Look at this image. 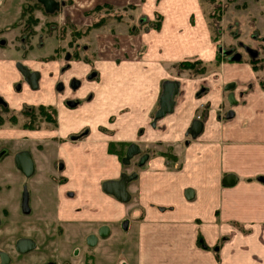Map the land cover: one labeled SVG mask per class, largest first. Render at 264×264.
Returning a JSON list of instances; mask_svg holds the SVG:
<instances>
[{
	"label": "crops",
	"instance_id": "1",
	"mask_svg": "<svg viewBox=\"0 0 264 264\" xmlns=\"http://www.w3.org/2000/svg\"><path fill=\"white\" fill-rule=\"evenodd\" d=\"M57 1L54 13L36 6L27 47L6 46L25 4L0 25V96L11 109L57 110L56 124L0 126V249L12 264H264V87L254 65L240 53L206 74L179 69L213 66L220 52L202 0ZM96 6L119 13L105 8L106 22L90 28ZM158 16L159 29H144ZM66 17L70 48L45 44L42 20L57 29ZM18 62L41 73L37 89ZM167 80L180 87L173 111L157 118ZM195 119L204 128L194 138ZM132 144L140 151L125 163ZM23 150L29 177L15 162ZM123 173L133 175L125 201L105 189ZM22 237L36 242L24 256Z\"/></svg>",
	"mask_w": 264,
	"mask_h": 264
},
{
	"label": "rangeland",
	"instance_id": "2",
	"mask_svg": "<svg viewBox=\"0 0 264 264\" xmlns=\"http://www.w3.org/2000/svg\"><path fill=\"white\" fill-rule=\"evenodd\" d=\"M66 5L68 1H65ZM204 12L206 17L208 18V22L212 28V35L213 37H219L218 40L220 42V52H218V59L219 62L213 66L203 64L204 73L210 71L211 69H216L217 65L219 66L221 62L228 61V57L230 55H226L223 53L224 50H231L233 53L237 51V53L242 54V59L245 62H250L254 65V69L258 71L259 74V82L264 86V58L262 54L264 52V0H202ZM26 5L27 9L25 10L26 16L22 18V23L24 22L23 29L29 25L27 19L30 14L35 13L36 11L31 12L33 8V2L31 0H0V25H4L6 18H10L9 16H16L20 11L23 5ZM64 5V6H66ZM10 7V8H9ZM93 8V7H92ZM105 8L114 16L119 13V11H115L111 9L112 7L109 6H96L94 9L89 12L93 15V18L89 20V23H93L90 28H95L94 25L102 20V24H104L108 17L104 16L106 14L102 13ZM36 10V9H35ZM43 11V9H41ZM44 12V11H43ZM38 13V12H37ZM96 13V14H95ZM262 13V14H261ZM86 15H88L86 13ZM112 16V17H113ZM226 16V17H225ZM65 17V15H64ZM225 19L222 21V19ZM51 18V17H50ZM46 19L43 21V41L48 46H57L59 50L63 49L67 51L72 43L75 41V37L73 35L72 28L70 27L71 22H69V18L66 17V22L60 23V27L55 29L54 25L56 23L51 22V20ZM45 19V18H43ZM120 19V17H119ZM158 18H155L153 22H147L144 29L152 27L155 22H157ZM26 20V21H25ZM49 20V21H47ZM113 20V19H112ZM26 22V23H25ZM101 24V25H102ZM144 25V24H143ZM86 27V26H85ZM22 28L16 30L17 34L12 37L13 40L6 39V46H16L20 47L22 45L29 46V37L28 39L24 38L26 31H28L31 26H27L24 30ZM87 28V27H86ZM79 30L78 28H74ZM75 30V31H77ZM3 32L0 31V35ZM1 37V36H0ZM1 39V38H0ZM40 40V38L38 39ZM64 45V46H61ZM245 46H249L258 50L259 54L257 58H252L249 53L245 50ZM59 52V51H58ZM261 52V53H260ZM261 54V55H260ZM239 61V60H238ZM199 67V66H198ZM180 70H189V69H182ZM195 72L194 70H190ZM225 91V90H224ZM24 108V107H23ZM204 110L203 116L206 112L205 106L202 107ZM1 111V110H0ZM17 112L16 118L19 120V125L24 122L23 115L19 112L20 109H11L9 112L3 111V117L6 120V123H9L8 119L11 115ZM13 125L12 123H9ZM28 198H26V201ZM25 255V254H24ZM23 255V256H24Z\"/></svg>",
	"mask_w": 264,
	"mask_h": 264
},
{
	"label": "water",
	"instance_id": "3",
	"mask_svg": "<svg viewBox=\"0 0 264 264\" xmlns=\"http://www.w3.org/2000/svg\"><path fill=\"white\" fill-rule=\"evenodd\" d=\"M39 2L45 9L47 13H54L60 6V3L57 0H35ZM245 50L249 53V55L252 58L258 57V50L251 48L249 46H245ZM224 54L230 55L232 53L231 50H224ZM229 58L231 60H240L241 54L240 53H232ZM17 67L19 71H21L29 81V84L32 89H37L39 86V79L41 76V73L39 71H31L26 65L19 62L17 64ZM79 84V81L74 80L73 86L76 87ZM180 87V83L176 80H167L163 84V91L160 97V108L156 113L157 118L164 117L167 113H170L174 109L175 105V97L178 93ZM235 87L234 83H229L226 85V90H232ZM1 100V98H0ZM228 100L230 103L234 104L236 103L234 92H230L228 95ZM204 128V122L201 119H195L190 128L188 129V134H190L192 137H197L200 135ZM140 151L139 147L136 144L130 145V147L127 150L126 156L123 159L125 163H129L130 159L138 154ZM146 156L142 158V162L146 160ZM16 166L27 176L32 175L34 172V161L32 158V155L29 151L23 150L17 153L15 157ZM133 175H127L126 173H123L121 178L117 181H107L105 183V189H107L109 192L115 194L119 199L125 201L129 198V194L127 191V183ZM236 176L234 174H228L223 180V183L226 185H232L236 181ZM262 181H264V177L262 178ZM106 229V228H105ZM35 247V243L32 239L29 238H22L17 241V249L22 252L26 253L31 251ZM3 264H5L7 261L6 256L3 255Z\"/></svg>",
	"mask_w": 264,
	"mask_h": 264
},
{
	"label": "trees",
	"instance_id": "4",
	"mask_svg": "<svg viewBox=\"0 0 264 264\" xmlns=\"http://www.w3.org/2000/svg\"><path fill=\"white\" fill-rule=\"evenodd\" d=\"M35 5L39 8L40 7L42 8V6L39 3H37ZM36 6H33V8L31 9V12H33L35 9H37ZM26 9H27V7H25V10ZM25 10H24L23 17H25V15H26ZM157 18H158L157 22H155L152 26L155 29H159L161 26V19L162 18H161V16H158ZM27 22L29 23V25L27 24V26H31V28L28 31H26V34L28 36V35H31L34 33L32 26H34L37 23V19L34 18V13L29 15ZM102 22H103L102 20L98 21L94 25V27L100 26L102 24ZM219 39H220L219 37L214 38V40H219ZM218 62H219V59L217 57L216 64ZM202 65H203L202 61H197V62L183 61V62H180L178 64V67L182 68V69L194 70L196 73H201V72H204L203 67H201ZM10 110H11L10 107H4L0 111V126L4 125L6 123V120L3 117V111L9 112ZM19 112L25 117L24 122L21 124V127L25 128V129L39 128L43 121L50 122L53 124L57 123V118H56L57 117V110L54 106H51V105H48V106L43 105V104H41V105H25V107L22 110H20ZM15 114H17L16 111L13 115H11L9 117L8 121L10 123H12L13 125H18L19 120H17V118H16L17 115H15ZM110 150H112V149L110 148Z\"/></svg>",
	"mask_w": 264,
	"mask_h": 264
},
{
	"label": "flooded vegetation",
	"instance_id": "5",
	"mask_svg": "<svg viewBox=\"0 0 264 264\" xmlns=\"http://www.w3.org/2000/svg\"><path fill=\"white\" fill-rule=\"evenodd\" d=\"M44 8V7H43ZM44 11H45V9H44ZM19 63V62H18ZM17 63V64H18ZM21 72V71H20ZM21 74L24 76V77H26L22 72H21ZM27 78V77H26ZM28 79V78H27ZM74 81V80H73ZM73 81L71 82V85H72V87H74L73 86ZM61 87H62V85H61ZM0 98H1V100H0V110H2L4 107H9L8 106V104L5 102V100L3 99V97L2 96H0ZM25 105H27V104H25ZM25 105L24 106H22L21 107V109L20 110H22L23 109V107H25ZM11 109V108H10ZM24 120H25V117H24ZM27 176V175H26ZM29 177V176H28ZM26 188L27 187H25V192H26V194L24 195V197H23V206H24V208L25 209H27V212L30 210V203H29V201H30V196H29V194H28V192H27V190H26ZM26 198H28V200L26 201ZM0 226H1V222H0ZM22 238H25V237H22ZM22 238H19V239H17V241L18 240H20V239H22ZM29 239H32V238H29ZM33 240V239H32ZM17 241H16V243H15V250H16V252L18 253V255H20V256H23L24 254H26V253H22V252H20L18 249H17ZM34 241V240H33ZM34 243H35V246H36V242L34 241ZM3 255L4 256H6V263L5 264H12L13 263V258H12V256H11V254L5 249V248H1L0 249V264H3ZM48 264H51V263H48Z\"/></svg>",
	"mask_w": 264,
	"mask_h": 264
}]
</instances>
